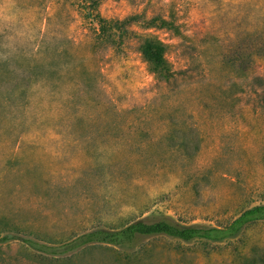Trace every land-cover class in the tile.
Here are the masks:
<instances>
[{"label": "rangeland", "instance_id": "rangeland-1", "mask_svg": "<svg viewBox=\"0 0 264 264\" xmlns=\"http://www.w3.org/2000/svg\"><path fill=\"white\" fill-rule=\"evenodd\" d=\"M133 15L137 36L97 38L98 18ZM260 205L264 0H0V264H264V220L222 242L65 247L138 220L222 228Z\"/></svg>", "mask_w": 264, "mask_h": 264}, {"label": "trees", "instance_id": "trees-1", "mask_svg": "<svg viewBox=\"0 0 264 264\" xmlns=\"http://www.w3.org/2000/svg\"><path fill=\"white\" fill-rule=\"evenodd\" d=\"M137 16L133 15L122 20L117 19H97L96 36L99 39L110 36L114 37V43H122L123 37L128 35L137 36L138 33L129 29L130 25L137 22ZM162 23L164 21L162 20ZM152 20H147L142 26L149 29ZM139 53L148 64L149 70L157 75V79L166 83L173 78V73L169 69L164 59V47L151 37L144 36ZM262 82L260 77H254ZM264 220V205L255 206L240 213L235 219L222 228L199 227V226H179L165 221L143 222L134 221L121 228L113 230L94 229L72 241L65 247L73 249L89 243H100L114 247H128L139 237L165 236L182 242L203 240L207 242H222L234 237L249 224Z\"/></svg>", "mask_w": 264, "mask_h": 264}]
</instances>
